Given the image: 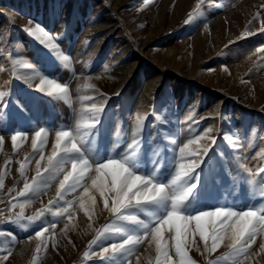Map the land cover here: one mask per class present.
Listing matches in <instances>:
<instances>
[{"label": "rangeland", "instance_id": "rangeland-1", "mask_svg": "<svg viewBox=\"0 0 264 264\" xmlns=\"http://www.w3.org/2000/svg\"><path fill=\"white\" fill-rule=\"evenodd\" d=\"M196 4L197 0H147L142 4L140 0H0V49H3L0 51V91H12L11 107H18L16 101L24 106L11 129H0V135L4 136L0 144V171L6 172L0 188V198H3L0 209L9 207L16 192L23 187L24 180L16 174L10 176V170L18 165L16 159L20 162L31 153L33 125L51 129L48 136L55 134L60 125H73L77 111L92 103H107L102 123L108 128L109 137L102 134L98 141L101 155L106 156L118 142H130L137 115L145 117L146 138L155 132L152 125L158 123L155 117L159 116L171 121L169 127L179 134L180 146L189 138V127L201 136L205 129L211 128L212 135L235 134L240 138L243 147L238 152L229 148L228 141L219 140L229 169L236 168L237 159L233 157L253 171L264 167V52L256 51L264 48V32L259 31L264 21L260 7L264 0H204L200 14L185 24ZM258 12L260 18L253 20ZM249 21L253 22L249 24ZM36 24L59 37L55 43L59 53L69 57L67 61L59 59L55 50L49 53L25 31ZM244 32L252 35L242 38ZM12 60L17 63L13 65ZM225 66L228 71L224 70ZM37 73L58 83H68L71 106L36 91L42 78ZM16 129L28 136L14 151L13 147H6V138ZM117 130L120 141L116 139ZM54 139L48 138L46 156L51 153ZM205 142L206 139L201 140V144ZM122 147L123 144L116 151ZM36 159L38 155L27 165L28 178L35 174ZM94 176L95 173L85 185L97 200L92 221L80 215L79 223H75L76 215L72 221L68 220L69 225H75L72 234L75 230L80 234V240L71 234L68 236L72 249L66 244V238H62L64 227H59L54 237L46 238L47 250L41 248L37 254L34 234L40 228L5 222L6 217L20 211L17 206L0 215V264H98L97 257L87 247L89 237L93 233L92 240L96 230L109 222L111 216L103 210L99 192L92 190ZM262 188L264 183L241 184L238 191L202 189L191 211L195 213L221 203L259 206L264 203L260 199ZM252 193H255L254 199ZM37 200L33 198L25 206V216L34 215L28 209ZM139 217L148 219L145 213ZM191 227L194 230V224ZM30 236L32 240L28 239ZM165 236L172 244L171 234L165 233ZM195 240L200 251L191 247L190 255L197 264H208L209 260L228 253V248L221 246L209 256L198 234ZM261 242H264V232L257 237L250 256L259 251ZM8 253L11 255L3 260ZM170 255L178 261L174 247L170 248ZM136 257L139 264H156L154 245L145 243L138 247L131 264H137ZM256 259L258 264H264V254ZM220 264H231V259Z\"/></svg>", "mask_w": 264, "mask_h": 264}, {"label": "snow or ice", "instance_id": "snow-or-ice-1", "mask_svg": "<svg viewBox=\"0 0 264 264\" xmlns=\"http://www.w3.org/2000/svg\"><path fill=\"white\" fill-rule=\"evenodd\" d=\"M203 2L204 0H197L196 7L189 12L185 24L192 22L200 14ZM260 7L261 11H264V4ZM259 18L260 12L253 20ZM252 22L249 21V24ZM25 31L49 53L55 50L54 54L59 59H69L59 53V46L55 43L59 37L50 35L40 24H36L34 28H26ZM259 31L264 32V21H261ZM248 35L252 33L244 32L242 38ZM256 51L264 52V48H257ZM16 63V60H12L13 65ZM224 70L228 71L226 66ZM37 75L42 78L36 86V91L53 99L64 100L71 106L68 83H58L40 73ZM13 78L19 79L18 76ZM11 97L12 91H0V129L5 131L11 129L18 121L24 108L19 101L15 102L17 108L11 107ZM106 108V102L81 107L76 113L73 125H60L55 130L52 150L47 156L44 149L51 129L45 126L36 129L33 125L32 151L19 162L18 168L19 176L24 180L23 187L16 192V196L9 202V207L0 209V215L11 212L17 206L20 211L6 217L5 222L17 225L44 222V226L34 234L37 240L35 252L39 254L41 248L46 251V238L49 235L55 236L56 223L49 224L44 221L45 215L52 214L56 221L65 216L69 221L73 220L75 201H65L66 193L75 192L78 188L83 189L79 197V209L90 222L92 221L97 200L84 182L86 177L94 172L95 176L91 179L92 190L99 192L103 210L111 216L109 222L96 230L94 238L87 245L92 250V255L97 257L98 264H131L135 250L145 243L154 245L156 264H197L190 255L191 247L200 251L195 240L197 234L209 256L221 246L228 248L227 254L209 260L208 264H220L228 258L231 259V264H243L244 261L258 264L256 258L264 254V242L259 244V251L253 256H250V253L257 237L264 232V203L259 206L250 203L247 207L221 203L219 206L195 213L191 211L193 201L202 189L238 191L241 184L251 186L264 183V167L253 171L246 164L239 162L237 157H233L237 159L235 170L227 167V157L220 149L219 140L228 141L229 148L238 152L243 147L240 138L235 134L212 135L211 128L205 129L204 135L201 136L189 127V138L180 146L179 134L169 127L170 120L156 116L158 123L152 125L155 132L146 138L143 131L145 117L137 115L130 142L124 140L116 143L104 156L98 151V141L102 134L109 137V130L102 123ZM27 136L26 132L19 129L12 132L14 151L21 147ZM116 139L120 141L119 130ZM204 139L206 142L201 144ZM3 141L4 136L0 135V144ZM122 144V150L117 152L116 149L121 148ZM192 145L195 147H190ZM37 155L39 159L35 160V174L29 180L27 165ZM8 163L10 161H6V164ZM69 164L71 170H66L63 166ZM60 173H63V178L59 180L56 199L49 200L47 205L38 209L34 215L25 216V206L29 205L33 198H39L46 192L51 181ZM5 175V171H0V188H3ZM11 191L10 189L9 192ZM251 198H255V193L251 194ZM260 199L264 200V188L260 191ZM2 200L3 198H0V202ZM17 201L22 202L17 204ZM61 202L64 206H61ZM140 213H145L148 219H140ZM193 224L194 230L191 227ZM88 226L91 228L92 224L89 223ZM69 228L70 225L65 224L62 232L66 235ZM165 233L171 234L172 244ZM28 239L32 240L33 237ZM108 241L112 242L106 243ZM172 247L178 261L170 255ZM96 249H99V252ZM9 255L11 253L3 256V260L6 261ZM87 255L86 252L85 256ZM136 260L139 264V257H136Z\"/></svg>", "mask_w": 264, "mask_h": 264}, {"label": "crops", "instance_id": "crops-1", "mask_svg": "<svg viewBox=\"0 0 264 264\" xmlns=\"http://www.w3.org/2000/svg\"><path fill=\"white\" fill-rule=\"evenodd\" d=\"M194 1V0H193ZM145 2V1H144ZM142 4V3H141ZM192 4H193V2H192ZM190 8H188L187 9V11L189 10ZM36 129H38V128H36ZM7 134H10V133H7ZM34 134V131L32 130V132L30 133V137L32 136ZM52 137H55V134H50L49 136H48V138H52ZM53 139H51L50 141H49V143L52 141ZM49 143L47 144V146L49 145ZM30 145H31V142H30ZM6 147H8V148H12V142H11V134L10 135H8L7 136V138H6ZM18 162V165H19V159H16ZM21 161H22V159H21ZM17 163H15V165L17 164ZM17 165V166H18ZM17 166L16 167H13V168H11V170H10V173H12L10 176H12V175H14V174H16V176L17 175H19V172H18V168H17ZM66 170H71V166H70V164L69 165H65V166H63ZM35 169V168H34ZM34 173H35V171H34ZM94 174V172H91L88 176H87V179H85V185H86V183L87 182H89V179H90V177L92 176ZM15 176V177H16ZM13 177V176H12ZM30 178V177H29ZM63 178V173H60L57 177H56V179H54V180H56L54 183H52L53 181H51V183H50V186L47 188V191L45 192V194H43V195H41V196H39V198H38V200H37V202H36V204H34L33 205V207H30V209H28L29 210V212H31V213H36V211L38 210V209H40V208H42L43 206H45V205H47V203H48V201L49 200H54L55 199V197H56V189H57V187L59 186V180L60 179H62ZM83 191V189L82 188H78L75 192H68V193H66L65 194V197H64V199H65V201H75V203H74V205H73V212H72V214H73V216L74 215H76V222L75 223H79V221H80V217L81 216H85V214L83 213V211L82 210H80L79 209V197H80V193ZM36 200V199H35ZM34 200V201H35ZM29 206V205H28ZM61 206H64L63 205V202H61ZM55 211V208H53V212ZM79 215H80V217H79ZM74 218V217H73ZM84 219H85V217H84ZM44 221H46L47 223H49V224H51V223H53V222H55L56 223V228H55V230H57V229H59V227H64L65 226V224H69L68 223V219H67V216H65L63 219H60L59 221H56L55 220V217L52 215V214H46L45 215V217H44ZM26 224V223H25ZM27 225H28V227H39V228H41V227H43L44 226V222H42V221H37V222H33V223H31V224H28L27 223ZM69 229H71V231L70 230H68V232H67V234L65 235L64 233L62 234V238H63V240H65V238H66V244L67 245H69V247L71 248L72 246L70 245V243H71V241L70 242H67V240L69 241V238H68V236H70V234L71 235H73L77 240H80V234L78 233V231L77 230H75V232H73V234H72V231H74L73 229H74V227H72V225H70V228ZM91 229V228H90ZM92 236L91 237H89V240H91V238L93 237V233L91 234ZM73 243V242H72ZM73 245V244H72ZM67 248V247H66ZM72 249V248H71Z\"/></svg>", "mask_w": 264, "mask_h": 264}, {"label": "bare ground", "instance_id": "bare-ground-1", "mask_svg": "<svg viewBox=\"0 0 264 264\" xmlns=\"http://www.w3.org/2000/svg\"><path fill=\"white\" fill-rule=\"evenodd\" d=\"M144 1H145V0H140V3H144ZM185 1H186V0H185ZM186 7H187V6H186ZM215 34H216V35L219 34V31L216 30V31H215ZM224 58H226V54L224 55Z\"/></svg>", "mask_w": 264, "mask_h": 264}]
</instances>
